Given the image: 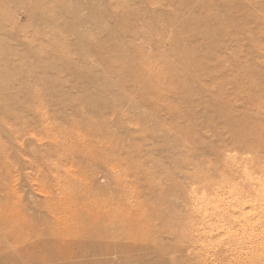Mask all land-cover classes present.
Masks as SVG:
<instances>
[{"label":"rangeland","instance_id":"374dc122","mask_svg":"<svg viewBox=\"0 0 264 264\" xmlns=\"http://www.w3.org/2000/svg\"><path fill=\"white\" fill-rule=\"evenodd\" d=\"M32 231L80 245L51 264H264V0H0V252Z\"/></svg>","mask_w":264,"mask_h":264},{"label":"bare ground","instance_id":"6f19581e","mask_svg":"<svg viewBox=\"0 0 264 264\" xmlns=\"http://www.w3.org/2000/svg\"><path fill=\"white\" fill-rule=\"evenodd\" d=\"M87 222H88V224L86 225V227H87L86 228V234L83 235L82 238L80 239L83 241L82 245L94 243L95 240L98 241L97 236H99V235H103L106 239L109 237H115L112 232L107 231V230L104 231L105 230L104 227L102 228L99 225V223H95L93 221H87ZM35 231L31 232V235H33L35 238L34 237L32 239L30 238L29 248H32L35 250H37V248L47 250V251L44 250V253L43 254L41 253L42 255L40 257H38V255L34 254V252H33L31 254V256H29L27 259L23 260V262L22 261L19 262L20 259L18 260L17 258H10L9 257L10 255H13V252L10 253L9 251L6 250V248H1L0 256H3L5 258L8 257L9 260L13 262V264H26V262H28V260L32 261L31 263H36L40 259L42 261L45 260V262H47L48 264H51V263H54L55 261H58L57 259H59V258L72 260V259H75L76 257H79L81 255V254L79 255V252H78L80 250V249L78 250L80 245H78L75 248L69 249L70 247H65L69 243L66 244V241L62 242L61 239H60V241L63 244V246L61 247L60 251H58V248L56 249L57 253L49 250V248H46V247L44 248L42 245H40V243H38V240L41 239V235L40 234L36 235L37 231L36 232ZM99 233H101V234H99ZM86 236H87V238H86ZM53 241H54V246H56L57 244L55 243V239H53ZM56 241H57V238H56ZM52 244H53V242H52ZM132 244H133V242H132ZM14 253H16V252H14Z\"/></svg>","mask_w":264,"mask_h":264}]
</instances>
